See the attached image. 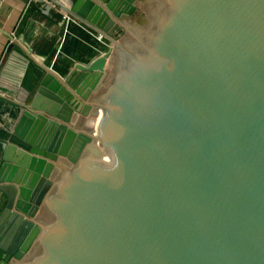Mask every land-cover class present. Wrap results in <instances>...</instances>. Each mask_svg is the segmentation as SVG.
I'll use <instances>...</instances> for the list:
<instances>
[{
    "label": "water",
    "instance_id": "water-1",
    "mask_svg": "<svg viewBox=\"0 0 264 264\" xmlns=\"http://www.w3.org/2000/svg\"><path fill=\"white\" fill-rule=\"evenodd\" d=\"M143 2L63 8L129 34L0 138V264H264V0Z\"/></svg>",
    "mask_w": 264,
    "mask_h": 264
},
{
    "label": "crops",
    "instance_id": "crops-1",
    "mask_svg": "<svg viewBox=\"0 0 264 264\" xmlns=\"http://www.w3.org/2000/svg\"><path fill=\"white\" fill-rule=\"evenodd\" d=\"M54 1L58 7H46L29 0H0V138L14 125L22 105L34 93L41 68L52 69L59 75L73 63L102 55L114 46L118 53L120 43L129 34L112 33L110 38L104 35L105 40L98 43L100 32L87 28L76 18H70L63 9L68 7V0ZM150 1L140 3V12L127 20L130 31L144 17ZM12 32L17 40L10 53H6ZM111 54L106 70L114 58ZM23 60L26 68L22 72L17 63H23ZM17 80L19 86L15 84ZM78 129L85 131L86 126Z\"/></svg>",
    "mask_w": 264,
    "mask_h": 264
},
{
    "label": "rangeland",
    "instance_id": "rangeland-1",
    "mask_svg": "<svg viewBox=\"0 0 264 264\" xmlns=\"http://www.w3.org/2000/svg\"><path fill=\"white\" fill-rule=\"evenodd\" d=\"M116 49H117V47H115V46H114V48H112V54L111 55H114V58H111V64H110V67L108 66L109 68L107 70L108 74L111 71L114 63L116 62V59H117V56H118V53L115 52ZM54 195H55V193H54ZM52 212L53 211H52L51 208H48V206H44V208H42L41 211L39 212V215H38V218H37L38 223H40L41 225L45 226V224L47 223V221H48L49 217L51 216ZM27 258H26V260H27ZM25 261H24V263H25ZM24 263H22V264H24Z\"/></svg>",
    "mask_w": 264,
    "mask_h": 264
},
{
    "label": "built area",
    "instance_id": "built-area-1",
    "mask_svg": "<svg viewBox=\"0 0 264 264\" xmlns=\"http://www.w3.org/2000/svg\"><path fill=\"white\" fill-rule=\"evenodd\" d=\"M29 2H33V3L40 2L42 6H46V7L47 6H49V7L52 6L53 8H55L57 6V4H56V2L54 0H29ZM97 38H103V34L102 33H99ZM16 40H17V36H16V34L14 32H12L11 33V36H10V43H13L14 44V42ZM25 68H26V61L24 63V69H23V71L25 70ZM15 84L17 86H19V81L18 82L16 81Z\"/></svg>",
    "mask_w": 264,
    "mask_h": 264
},
{
    "label": "trees",
    "instance_id": "trees-1",
    "mask_svg": "<svg viewBox=\"0 0 264 264\" xmlns=\"http://www.w3.org/2000/svg\"><path fill=\"white\" fill-rule=\"evenodd\" d=\"M24 61V60H23ZM24 63L25 61L22 63V62H18L17 63V67L23 72V69H24Z\"/></svg>",
    "mask_w": 264,
    "mask_h": 264
},
{
    "label": "bare ground",
    "instance_id": "bare-ground-1",
    "mask_svg": "<svg viewBox=\"0 0 264 264\" xmlns=\"http://www.w3.org/2000/svg\"><path fill=\"white\" fill-rule=\"evenodd\" d=\"M70 18H74V17H72V16H70V15H68ZM105 40V38H97V41H98V43H100V42H102V41H104ZM96 56H99V55H96Z\"/></svg>",
    "mask_w": 264,
    "mask_h": 264
}]
</instances>
